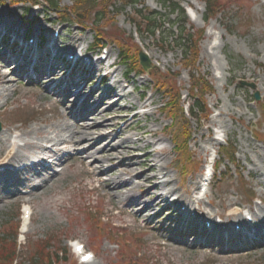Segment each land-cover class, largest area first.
Returning <instances> with one entry per match:
<instances>
[{
    "label": "rangeland",
    "instance_id": "obj_1",
    "mask_svg": "<svg viewBox=\"0 0 264 264\" xmlns=\"http://www.w3.org/2000/svg\"><path fill=\"white\" fill-rule=\"evenodd\" d=\"M17 1L0 0V18L11 25L25 26L32 34L40 27L44 41L56 38L59 43L71 42L76 34L75 39L82 38L79 50L88 49L91 58H100L105 53L110 55L99 70L103 69L108 75L104 86L113 89L109 97L103 98L101 111L104 116L96 119L97 122L107 121L106 128L100 132V135H110L111 140L106 144L130 141L122 156L137 158L138 162L132 164L135 173L149 168L150 160H143L145 154L165 149L168 154L158 164L166 168L176 194L191 198L199 192L204 171L210 169L213 160H218L210 189L202 201L206 212L224 215L221 207L234 200L240 207H232L233 211L250 205L259 196L264 200V189L251 174L253 169L262 171L264 168V0H219L218 8L223 14L213 15L207 22L203 21L205 6L201 0H172L184 9L188 20L185 30L195 41V48L188 58L173 41L162 46L145 34L136 36L133 22L139 19L128 9L120 12L116 6L114 11L110 10L108 5L113 3L112 0H81L82 5L76 8L79 12L84 11L79 20L67 12H64L65 20H60L41 2L36 9L33 5H18ZM58 2L62 10H69L74 3L73 0ZM143 3L145 10L162 17L170 11L160 0H143ZM187 7L194 10L196 23L188 17ZM27 8L29 12L24 15ZM96 8L100 10L95 19L92 14ZM177 19L179 15L175 13L167 18V22L171 24ZM169 33L172 34V30H168ZM95 44L98 46L91 49ZM101 45L104 50L98 52ZM4 46H0V51ZM145 51L150 55V69L143 71L138 53ZM120 56L124 61L122 64ZM112 63L114 66L106 70ZM115 70L117 72L111 76ZM127 70L142 74L125 75ZM115 79L118 84L113 83ZM8 80L10 89L4 92L0 88V133L8 132L17 137L20 132L15 129L18 127L45 129L51 123L64 120L63 111L71 112L72 100H65L61 97L63 94L49 93L45 83L33 86L21 81L18 84L10 74ZM240 82L252 84L255 89L242 87ZM95 83L96 79L91 78L84 81L85 91L81 97H86L95 88ZM120 90L128 98L111 108V103L116 102L113 97ZM255 93L259 100L251 102ZM189 94L205 104L202 116L189 117ZM101 96L100 91L92 100L97 101ZM140 96L142 99L138 102ZM151 96L153 104L148 106L147 100ZM4 101L7 102L4 104ZM150 113H154V119ZM136 114L138 117L131 120ZM83 121L92 125L91 121ZM213 121L216 122L214 125L211 124ZM71 122L69 118L68 124ZM123 127L125 130L120 132ZM143 128L157 131L161 141L151 145L153 139ZM61 134L65 138L68 136ZM224 141L233 150L232 160L239 171L224 156L229 151L222 150ZM101 148L102 144L88 156L99 155ZM69 149L64 148L69 151L67 160L57 167L52 166L56 178L43 190L27 196L30 189L21 188V197H14V194L6 204H0V233L10 238L17 236L18 264L31 261L39 251L43 264L51 253L55 257L60 251L63 255L55 257L56 264H80L72 249L76 243L83 244L86 251L94 255L88 264H264V246L234 251L228 248L226 251L225 247L219 246H195L191 237L185 238L188 242H180L175 229H169V213L162 211V206L139 215L140 206L151 202L146 185L139 179L132 180L131 191L126 188L116 190V195L122 199L139 197V205L128 207L124 202L118 203L112 200L113 196L104 195L102 184L117 178L127 180L128 176L120 173V168L111 174H101L99 169L114 168L103 161L97 165L99 168L93 169L88 166V159L80 162L76 152ZM82 149L80 146L76 151ZM50 175L52 172L46 177ZM260 180L264 182V179ZM195 184L197 189L193 191ZM256 204L254 202V206ZM24 206L31 214L27 221ZM46 247L52 249L51 253L46 254Z\"/></svg>",
    "mask_w": 264,
    "mask_h": 264
},
{
    "label": "bare ground",
    "instance_id": "obj_2",
    "mask_svg": "<svg viewBox=\"0 0 264 264\" xmlns=\"http://www.w3.org/2000/svg\"><path fill=\"white\" fill-rule=\"evenodd\" d=\"M187 11L190 20L196 23L194 10L188 7ZM27 30L28 28L25 26L11 25L2 17L0 18V42L4 40L8 42V45L1 48L0 51L1 90L5 92L7 89H10V87H8L10 82L8 80L9 74L15 77L17 79L16 82L20 84L22 79H26L27 82H32V80L37 79H39L38 81L41 80L44 82L51 74L55 77L56 74L60 72V78L56 83L59 87H62L59 92L66 95L63 96L65 100L66 98L72 100L70 104L71 112L65 113L63 111L62 114H65L66 118L58 123L49 124L45 129H22L18 127L15 129L20 132L17 137L11 136L8 132H5V134L0 133V204H6V202L12 198L11 196L13 194H15L14 197L20 196V193H17L20 187H22V189L29 188L30 192L28 196H31L34 195L36 191L43 190L49 182L54 180L56 178L55 174H52L48 180H42L38 170L47 171L44 155L53 154L56 158H60L58 157V153L53 152L51 148L58 146L60 142H64L74 150L82 146L83 149L76 153V156L80 162L88 159L89 167L97 169L99 168L97 165L106 161L114 168L105 170L99 169L98 172H102L101 174H111L116 171V168H120V173L128 176L127 180L117 178L112 181H105L102 184L105 189L104 195L113 196L112 200L118 203L124 202L128 207H136L139 205V197L134 196L130 198L127 196L122 199L119 195H116L118 194L116 190H121L122 188L131 191L132 180L135 178L139 179L142 184L146 185L147 195L151 198V202L147 206L140 204L141 208L139 207V215L145 210L149 211L158 206H162V211L166 212H170V210L173 209L172 216L168 217L169 221L172 220L174 215V217L179 220L175 226L176 232L180 235L186 234L187 236L190 234L195 237L194 242L196 246L208 248L206 247L207 245L225 241L224 243H228V250H246L244 248L252 246L250 242L259 243L264 241V214L257 208L249 209L248 212L253 219V223L248 224L245 222L242 215H240L239 209L235 211L232 210V207H240L238 201L234 200V202H230L221 207V211L224 212L223 216L217 214L218 217L222 218L220 223L221 226L213 223V226L206 228V226H203V222L212 219L213 215L210 212H205L202 207H199V209L195 211L197 215L194 216L196 217H193L182 213L178 209V206L174 208V205L168 204L167 199L177 195L176 187L171 185L166 168H162V166L158 164L159 161L166 158L168 154L167 151L165 149L159 151L152 150L150 153L145 154L143 160L145 162L150 160L149 168L146 171L135 173L132 164L138 162L137 158L122 156L123 150L130 141H122L115 145L111 142L106 144L107 140H111L110 135H100V132L106 128L107 121L100 120L97 122L96 118L103 115L101 111L103 107V98L111 95L112 86L105 88L102 91L101 98L97 101H93L92 99L93 95L100 93L98 89L92 90L87 97L82 100L80 99V95L85 91L84 87L81 86V81L88 78H95L94 74L96 75L97 73L96 67L100 65L95 61L83 58L82 55L79 57V54H77L78 58L76 60H70L68 57L66 58L67 53L69 55L79 53L77 51H79L82 38L75 39V34L71 42L64 41L59 43L56 40L53 41L49 39L46 41L45 45L39 46V32L41 28L39 27L34 34H30L31 43L26 39ZM1 45H4V42L0 43V46ZM145 52L148 57H150L148 52ZM107 56L109 57L110 55L107 54ZM11 65H13L12 70H10ZM78 67L84 68L86 71L85 76L78 73L74 74V69ZM77 70L80 71V69ZM116 72L117 70L113 71L111 76ZM128 82L133 86L131 81ZM113 83L118 84V80L115 79ZM52 89L53 88L50 90L49 87V91L54 92ZM14 91L16 93V90H12V93ZM132 92H134V89H132ZM113 98L116 99V102L113 104L111 103V108L116 107L122 99L128 98V95L122 94V90H120L119 94ZM137 99L138 102H141L142 97L140 96ZM6 102L7 101H4V104ZM147 103L148 106L153 104L152 96L149 97ZM1 106L2 105H0V107ZM74 115H77L79 121L78 119L74 121ZM150 116L154 119V113H150ZM137 117L138 115L136 114L131 120H135ZM69 118L72 120L70 124H68ZM83 120L91 121L92 125L86 124V121ZM215 123L214 121L211 122L212 125ZM125 128L123 127L120 132H123ZM127 129H129V127ZM143 130L149 138L153 139L151 145L154 146L161 141L157 131L145 130L144 128ZM98 131L99 134L97 133ZM61 133L68 134L67 138ZM33 136L34 138H32ZM101 144L102 148L99 151V155L90 154V156H88L89 152L97 149ZM146 145H149V143ZM61 157H63V155ZM27 161L30 163L26 164L25 162ZM251 174L257 179V184L264 189V182L260 180L264 179V168L262 171L253 169ZM33 176L39 179V181L34 182ZM14 189H17V191ZM196 189L197 187L195 184L193 185V191ZM189 194L190 189L187 192V195ZM259 197L261 198V196ZM19 200H23V198H19ZM175 201L184 202L190 210L193 205L191 198L187 196L186 198H182L181 195H177L173 202ZM228 221L231 222V224H228ZM235 225H238V229L233 228ZM162 230L161 228V231ZM237 236H240L243 240L239 242L242 245L234 244L233 238Z\"/></svg>",
    "mask_w": 264,
    "mask_h": 264
},
{
    "label": "trees",
    "instance_id": "obj_3",
    "mask_svg": "<svg viewBox=\"0 0 264 264\" xmlns=\"http://www.w3.org/2000/svg\"><path fill=\"white\" fill-rule=\"evenodd\" d=\"M120 9L124 11L126 8H130L132 11L136 13L138 17L142 20L140 23L136 25L138 32H140L149 35L150 37H161V43L164 45H167L168 38H174L173 33L170 35H166L165 31V23L167 21L168 16L162 17L160 14H157L155 12H148L147 14L143 15L142 11L138 8L142 5V0H120ZM162 2V5L164 7H168L170 9V15L174 14L175 12L178 13L180 17V21L177 24V28H181L179 31V35L175 41H177V47L181 48V50L187 55L191 54L192 50L194 49V41L193 37L190 34H185L184 25L186 23V18L184 15L183 10L176 4L171 3L170 0H160ZM46 5L52 9L56 10L57 8V0H45ZM206 7V16L213 15L219 13L218 11V2L219 0H203ZM117 4V3H116ZM75 8L78 7V5H82L81 0H74ZM168 5V6H167ZM77 10V9H76ZM75 10V15H77ZM79 11V10H78ZM170 29L175 28V26L172 24ZM190 115L194 116V113H203V106L200 104V102H197V100H192V104L190 105ZM193 118V117H192ZM44 251L46 254L51 253V248L46 247L44 248ZM56 253L55 257H58ZM55 257L54 254H51L50 257H48V260L45 261V264H56L55 263ZM42 260L40 258V251L39 253L34 256L31 261H26L23 264H43ZM14 261H16V244H15V237L10 238L9 236H6L5 233H0V264H12Z\"/></svg>",
    "mask_w": 264,
    "mask_h": 264
},
{
    "label": "water",
    "instance_id": "obj_4",
    "mask_svg": "<svg viewBox=\"0 0 264 264\" xmlns=\"http://www.w3.org/2000/svg\"><path fill=\"white\" fill-rule=\"evenodd\" d=\"M141 57V62H142V65L144 66V68H147L148 67V62L146 60V58L141 54L140 55ZM252 88V86H249ZM255 98L258 99V95H255Z\"/></svg>",
    "mask_w": 264,
    "mask_h": 264
}]
</instances>
